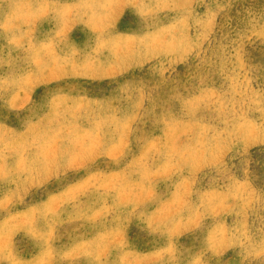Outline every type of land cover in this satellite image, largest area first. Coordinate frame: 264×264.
Listing matches in <instances>:
<instances>
[{
  "label": "rangeland",
  "instance_id": "1",
  "mask_svg": "<svg viewBox=\"0 0 264 264\" xmlns=\"http://www.w3.org/2000/svg\"><path fill=\"white\" fill-rule=\"evenodd\" d=\"M0 264H264V0H0Z\"/></svg>",
  "mask_w": 264,
  "mask_h": 264
}]
</instances>
